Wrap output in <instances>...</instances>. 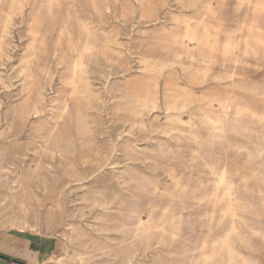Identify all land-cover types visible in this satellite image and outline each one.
<instances>
[{
    "label": "rangeland",
    "instance_id": "374dc122",
    "mask_svg": "<svg viewBox=\"0 0 264 264\" xmlns=\"http://www.w3.org/2000/svg\"><path fill=\"white\" fill-rule=\"evenodd\" d=\"M258 1L0 0V223L50 190L44 264H264Z\"/></svg>",
    "mask_w": 264,
    "mask_h": 264
},
{
    "label": "crops",
    "instance_id": "0c3cea01",
    "mask_svg": "<svg viewBox=\"0 0 264 264\" xmlns=\"http://www.w3.org/2000/svg\"><path fill=\"white\" fill-rule=\"evenodd\" d=\"M231 106L233 107L232 104L229 105L230 108ZM239 112L241 115L237 114ZM242 114L246 115L238 105L234 116L240 117ZM233 186L234 184H230L226 188L231 189ZM228 193L232 194L230 190L226 194ZM34 196L38 200L36 216L32 215L29 219H19L17 216V222L10 221V225L0 223V264H44L48 257L58 256L60 253V240L54 233L63 225L62 216L54 212L49 215L47 223L45 220V205L53 201L56 194L49 190L47 193L42 192L39 197L37 194ZM246 228L248 229L238 236L231 234V239L248 240L253 231L249 227Z\"/></svg>",
    "mask_w": 264,
    "mask_h": 264
},
{
    "label": "bare ground",
    "instance_id": "6f19581e",
    "mask_svg": "<svg viewBox=\"0 0 264 264\" xmlns=\"http://www.w3.org/2000/svg\"><path fill=\"white\" fill-rule=\"evenodd\" d=\"M189 1H190V0H189ZM21 2H22V1H21ZM42 2H43V1H42ZM73 3H74V2H73ZM22 4H23V3H22ZM257 4L260 5V4H262V2L258 1ZM187 5H188V4H187ZM21 10H22V9H21ZM23 10H24V9H23ZM200 14H201V13H200ZM2 17H3V15H2ZM8 17H9V16H8ZM211 17H212V16H211ZM218 17H219V16H218ZM3 18H4V17H3ZM42 18L45 19V17H42ZM42 18L39 17L38 19H42ZM204 18H205V17H204ZM199 19H200V18H199ZM193 20H194V19H193ZM218 20H219V19H218ZM40 21H41V20H40ZM40 21H39V22H40ZM189 21H190V20H189ZM202 21H203V20H202ZM204 21H205V20H204ZM4 22H5V21H4ZM191 22H192V21H191ZM220 22H221V21H220ZM0 23H1V22H0ZM191 24H192V23H191ZM194 24H195V23H194ZM205 25H206V24H205ZM210 25H211V24H210ZM34 26H35V25H34ZM207 27H208V26H207ZM83 28H84V27H83ZM66 29H67V27H66ZM189 29H190V28H189ZM192 29H193V28H192ZM192 29H191V30H192ZM191 30H190V31H191ZM41 31H42V30H41ZM67 33H68V31H67ZM67 33H66V34H67ZM32 35H33V33H32ZM68 35H69V34H68ZM41 36H42V35H41ZM42 37H43V36H42ZM67 37H68V36H67ZM200 38H201V37H200ZM33 39H35L34 36H33ZM185 39H186V37H185ZM41 40H42V39H41ZM191 40H192V39H191ZM65 41L67 42V40H65ZM187 41H188V40H187ZM31 42L33 43L34 41L32 40ZM192 42H193V41H192ZM192 42H191V43H192ZM0 43H1V42H0ZM39 43H41V41H40ZM173 43H174V42H173ZM2 45H3V44H2ZM29 45H30V44H29ZM33 45H34V44H33ZM33 45H32V46H33ZM38 45H40V44H38ZM73 45H74V44H73ZM32 46L30 45L29 47H31V49H32ZM34 46H35V45H34ZM88 46H89V45H88ZM60 47H61V46H60ZM68 47H69V46H68ZM90 48H91V47H90ZM90 48H89V49H90ZM96 48H97V47H96ZM209 48H210V47H209ZM33 49H34V47H33ZM93 49H94V48H93ZM94 50H95V49H94ZM32 51H34V50H32ZM34 52H35V51H34ZM76 52H77V51H76ZM58 53H59V52H58ZM91 53H92V52H91ZM211 54H212V53H211ZM32 55H33V54H32ZM36 55H37V54H36ZM30 56H31V55H30ZM58 56H60V54H59ZM58 56H57V58H58ZM34 58H35V57H34ZM36 58H37V57H36ZM75 58H76V57H75ZM64 59H65V57H64ZM10 60H11V59H10ZM26 60H27V59H26ZM28 60H29V59H28ZM61 60H62V59H61ZM32 61H33V60H32ZM62 61H63V60H62ZM76 61H77V60H76ZM81 62H82V61H81ZM21 63H22V62H21ZM29 63H30V61H29ZM106 63H107V62H106ZM30 64H31V63H30ZM75 64H76V62L74 63V65H75ZM32 65H34V64H32ZM107 65H108V64H107ZM35 67H36V66H35ZM74 67H75V66H74ZM42 68H43V67H42ZM42 68H41V70H42ZM81 68H82V67H81ZM77 69H78V67H77ZM79 69H80V68H79ZM97 69H98V68H97ZM39 70H40V69H39ZM73 71H74V70H73ZM75 71H76V70H75ZM40 72H41V71H40ZM43 72H44V71H43ZM32 73H33V72H32ZM41 73H42V72H41ZM73 73H74V72H73ZM30 74H31V73H30ZM36 74H37V73H36ZM98 74H99V73H98ZM33 75H34V74H33ZM23 76H24V75H23ZM28 77H29V76H28ZM32 77H34V76H32ZM32 77H31V78H32ZM37 78H38V77H37ZM32 79H33V78H32ZM29 80H30V79H29ZM34 80H35V79H34ZM33 83H34V82H33ZM38 83H39V82H38ZM11 84H12V83H11ZM28 84H30V82H28ZM34 86H35V85H34ZM34 86H33V88H34ZM7 87H8V86H7ZM26 88H27V87H26ZM35 88H36V87H35ZM6 89H7V88H6ZM10 90H11V89H10ZM27 90H29V88H27ZM30 91H31V90H30ZM38 93H39V92H38ZM39 94H40V93H39ZM25 99H26V98H25ZM25 102H26V101H25ZM33 102H34V101H33ZM26 103H27V102H26ZM26 103H25V104H26ZM28 104H29V103H28ZM33 104H34V103H33ZM174 104H175V103H174ZM38 105H39V104H38ZM65 105H66V103H65ZM65 105H64V106H65ZM67 106H68V105H67ZM25 108H26V107H25ZM33 108H34V107H33ZM36 108H37V107H36ZM46 108H47V107H46ZM26 109H27V108H26ZM63 109H64V108H63ZM37 110H38V109H37ZM65 110H66V109H65ZM22 111H23V109H22ZM25 111H26V110H25ZM29 111H30V110H29ZM26 112H27V111H26ZM30 112H31V111H30ZM37 112H38V111H37ZM62 112H63V111H62ZM64 112H65V111H64ZM147 112H148V111H147ZM23 113H24V112H23ZM21 114H22V113H21ZM30 114H31V113H30ZM30 114H29V115H30ZM62 114H63V113H62ZM237 114H240V115H241L240 112L237 113ZM23 115H24V114H23ZM36 115H37V114H36ZM58 115H59V114H58ZM234 115H235V114H234ZM55 116H56V115H55ZM23 117H24V116H23ZM56 118H57V117H56ZM58 118H60V116H59ZM46 121H47V120H46ZM53 121H54V120H53ZM58 121H59V120H58ZM42 122H43V121H42ZM42 124H44V123H42ZM55 126H56V123H55ZM54 129H55V128H54ZM46 136H47V135H46ZM71 136H72V135H71ZM162 136H163V135H162ZM193 136H194V135H193ZM167 140H168V139H167ZM155 148H156V147H155ZM65 149H66V148H65ZM160 153H161V152H160ZM162 154H163V153H162ZM121 179H122V178H121ZM121 181H122V180H121ZM135 181H136V180H135ZM131 182H132V181H131ZM128 183H129V182H128ZM126 184H127V183H126ZM129 185H132V184L130 183ZM134 185H135V184H134ZM137 186H138V183H137ZM133 188H134V186H133ZM139 188H140V187H139ZM130 189H131V187H130ZM136 189H138V188H136ZM120 190H121V189H120ZM139 190H141V189H139ZM97 200H98V199H97ZM102 202H103V201H102ZM103 203H104V202H103ZM103 203H102V204H103ZM122 203H123V202H122ZM105 204H106V203H105ZM105 204H104V205H105ZM123 204H124V203H123ZM125 207H126V206H125ZM119 208H120V207H119ZM122 208H123V207H122ZM125 209H126V208H125ZM109 210H110V209H109ZM116 210H117V209H116ZM126 210H127V209H126ZM126 210H125V211H126ZM120 211H123V210H120ZM123 212H124V211H123ZM119 214H120V213H119ZM121 215H122V213H121ZM121 215H120V216H121ZM128 215H129V213H128ZM130 215H131V213H130ZM117 216H118V214H117ZM122 216H123V215H122ZM118 217H119V216H118ZM126 217H127V216H126ZM123 218H125V216H124ZM119 219H120V218H119ZM119 225L122 226V224H119ZM127 227H128V226H127ZM130 227H131V226H130ZM120 228H121V227H120ZM120 228H119V229H120ZM124 228H125V226H124ZM121 229L123 230V228H121ZM129 229H130V228L128 227L127 230L129 231ZM106 230H107V229H106ZM122 230H121V231H122ZM124 231H125V229H124ZM88 253H90V252H88ZM88 253H87V254H88ZM91 253H92V252H91ZM87 254H86V255H87ZM93 254H94V253H93ZM128 255H129V253H128ZM89 256H90V255H89ZM91 256H92V255H91ZM79 257H81V255H80ZM82 258L84 259V257H82ZM54 259H55V258H54ZM79 259H81V258H79ZM124 259H125V258H124ZM125 260H126V259H125ZM80 261H81V260H80ZM82 262H83V261H82ZM126 263H127V262H126ZM128 263H129V262H128Z\"/></svg>",
    "mask_w": 264,
    "mask_h": 264
}]
</instances>
